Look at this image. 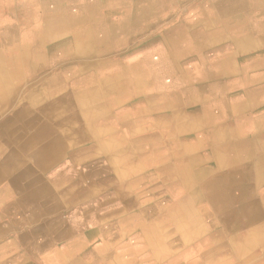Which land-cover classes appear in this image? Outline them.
Instances as JSON below:
<instances>
[{"label":"crops","instance_id":"crops-1","mask_svg":"<svg viewBox=\"0 0 264 264\" xmlns=\"http://www.w3.org/2000/svg\"><path fill=\"white\" fill-rule=\"evenodd\" d=\"M94 2L81 21L82 2L3 5L8 19L40 16L25 26L56 43L46 55L58 82L77 78L76 28L105 29L93 46L107 52L84 79L58 87L78 97L67 122L93 131L79 144L55 134L51 164L41 165L38 152L0 134V264H264V0ZM2 46V75L20 91L29 78L10 68L16 47ZM217 177L226 178L223 202L202 196L203 181Z\"/></svg>","mask_w":264,"mask_h":264},{"label":"bare ground","instance_id":"bare-ground-1","mask_svg":"<svg viewBox=\"0 0 264 264\" xmlns=\"http://www.w3.org/2000/svg\"><path fill=\"white\" fill-rule=\"evenodd\" d=\"M71 1H74L75 3L82 2L83 4H85V6H87V8H85L82 11V13L81 12L79 13V11H80V9H83V8H80L79 5L77 7H75V11H77L79 9V11L76 13L75 19L80 20V21H81V19L87 20L90 9L92 8V10H94V7L97 6V4L94 2V0L93 1L92 0H71ZM67 2H69V0H67ZM7 4H11V0L4 1L3 5H7ZM168 4L169 3H167V5ZM0 5H2V0H0ZM3 5H2V7H3ZM99 6H100V4H99ZM4 8L5 7L0 9V19H5L6 20V19H8L7 16H8L9 12H6ZM7 10H8V8H7ZM9 11H11V10H9ZM75 11H73V8H72L70 12L73 13ZM56 12L62 13L63 10L60 9V10H57ZM63 13L67 16L68 15V10H66ZM18 16L19 17L17 18V20L16 19L13 20V18L8 19L11 22V24H8L6 32L4 34L0 35V47L3 45V43H6L10 47L11 46L12 47H14V46L16 47L17 53L19 55V57H18L19 61L12 63V66H10V68L14 69V70H12L14 72L15 71H23L24 72L23 73L24 74L23 77L29 78V80L26 79V80L23 81L24 87L20 91L17 90L15 87H10V85L6 81L5 77L2 75V73H6L7 72V70L5 69L6 67L4 68V66H2V64H0V118H1V120H0V134L8 135L9 138L11 137L13 139V140L12 139L10 140L11 141V145L16 146L17 148H21L22 150H26V151L38 152L39 155H40L39 163L41 165H42V163H45L44 165H50L51 161L45 156H47L49 153H51V150L53 148L58 147V145H54L55 142L52 141L53 140V136L55 134L70 133V134H72L74 136L75 140L80 142L82 139L85 138L86 134L93 133V131L86 130L85 128L74 129L73 128L74 125L72 123H70V122H67L68 117L71 116V113L73 111V105H74L75 101L78 99V97H76V96H74L75 98L74 97H69V96L67 97L64 94H61V89H59L58 87H62V85H64V82L67 83L68 82L67 80H69V78L71 79V78H73L75 76H73V75L63 76L64 79L62 77H60V81L58 82L56 77L51 74L52 70L54 69V66L52 65V62L54 61V59L53 58L47 59L46 53H51V52H48V51H52L53 48L55 50V48H56L55 44L56 43H54V44L52 43L51 44L50 41H48V40L46 42H44V43H41L37 39L36 29H35V31L33 29L32 32H31L25 26V24H27L26 23L27 21L36 20L40 16L37 13H35L34 11L30 12L29 14H26L25 16H22V17H21V14H18ZM72 17H73V15H72ZM39 19H41V18H39ZM5 20H3V21H5ZM32 22H34V21H32ZM91 22H93V21H91ZM190 22H191V20H190ZM74 23H75V21H74ZM31 25H32V23H31ZM73 25H75V24H73ZM99 26H101V25H99ZM132 26H131V29H132ZM79 29H81V28H79ZM104 30L105 29L99 28L94 34L91 33L92 34L91 35L89 33L88 29H87V31H84L85 33L84 32H82V33L79 32L77 30V28L75 29V35L73 36L72 40L71 39L69 40V42H70L71 50L74 51V52H72V55L75 57L74 61L76 63V65H75L76 69H74V70H77L76 71V74H77L76 77L77 78H75V80L71 79L72 81H70V84H77L76 82L80 81V79H84L85 72L91 66H93L94 64L101 63L105 59V58H103L104 57L103 55H104V52H107V47L104 45L105 47H101V49L99 51H97V50H94V46H93L95 43L99 42V40L101 39L100 36L102 35V32ZM8 36H9L8 41H5V38L8 37ZM91 36H94L92 41H90V37ZM204 37H206V36H204ZM248 42H249V40H248ZM194 43H195V41H194ZM2 47H4V46H2ZM9 50H11V49H9ZM56 53H57V51H56ZM97 54L98 55L101 54L102 57L99 58L98 60H94L93 56H96ZM66 61H68V60H66ZM17 63H19V65H15ZM108 63H109V61H108ZM210 64H212V63H210ZM206 65H208V64H206ZM70 67L71 66H66V67H61V68L64 69V71L65 70L68 71V70H71ZM125 67H126V65H125ZM198 68L199 67H197L196 69H198ZM40 69H45V70L47 69L49 71V73H48L49 75L46 74L45 76H41V74H39V70ZM101 70H103V69H101ZM101 70H99V71H101ZM122 70H124V69H122ZM144 70H147V69H144ZM71 72H73V71H71ZM115 72H116V70H115ZM197 72H199V71H197ZM11 73H13V72H11ZM101 73H103V72H101ZM66 74H67V72H66ZM99 74H100V72H99ZM160 75H161V73H160ZM149 78H151V77H149ZM101 81H102V83L105 82L103 79H101ZM3 83H4V85H3ZM153 85H155V82H154ZM79 97H81V100H82L83 98L85 99L86 96L84 97V94H82ZM89 110H91V109H89ZM84 126H85V124H84ZM101 146L107 147L105 145V143L99 144V147H101ZM13 159H15V158H13ZM218 179H219V177H217L216 181L213 182V183H206L205 180L203 181V187H202V196H203V198H205L206 200H208V199H210V200L214 199L215 200L216 199L217 201L219 200L220 202H223V201H225V199H227L229 197V194H226L227 196H225L222 193H217V189H219L217 184L224 183L226 178H225V180H222V182L218 181ZM244 190H243V193H244ZM245 192H247V191H245ZM192 195L194 196L195 194H192ZM225 205L226 204H221L220 205L221 210H226L225 208H222V206L226 207ZM246 206L247 205H245V207ZM239 211H245L244 205H242V207L239 209ZM243 231H244V229H243Z\"/></svg>","mask_w":264,"mask_h":264},{"label":"rangeland","instance_id":"rangeland-1","mask_svg":"<svg viewBox=\"0 0 264 264\" xmlns=\"http://www.w3.org/2000/svg\"><path fill=\"white\" fill-rule=\"evenodd\" d=\"M116 8L115 7H112V6H106V7H103V11H104V13H106V12H109V11H111V13L112 12H116V10H115ZM48 38V37H47ZM49 39V38H48ZM151 46V45H150ZM136 49H137V47L135 46L134 48L133 47H131L129 50H126V51H129V52H127V53H124V56H126V55H128V54H131L130 52H133V51H136ZM258 67V66H257ZM231 70V63L229 62V60H227L226 62H225V65H224V68L221 70L222 71V73H225V72H228V71H230ZM208 72L210 73V74H212L213 73V70H211L210 68H209V70H208ZM77 126V127H76ZM79 126V127H78ZM84 124H76L75 125V129H79V128H84L85 126H88L89 127V125H85L84 127ZM87 135H89V134H87ZM75 143H78V141H76ZM79 144V143H78ZM76 147H78V146H76ZM205 182L206 183H210V182H207V180L205 179ZM213 183V182H212ZM219 191H221L220 190V188L219 189H217V193H219Z\"/></svg>","mask_w":264,"mask_h":264}]
</instances>
